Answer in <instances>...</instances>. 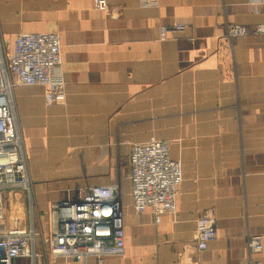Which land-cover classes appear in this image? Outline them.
<instances>
[{
  "label": "crops",
  "instance_id": "crops-1",
  "mask_svg": "<svg viewBox=\"0 0 264 264\" xmlns=\"http://www.w3.org/2000/svg\"><path fill=\"white\" fill-rule=\"evenodd\" d=\"M141 1L106 0L104 13L93 0H0L8 50L20 34L60 35L65 84L54 106L41 87L13 91L30 197L5 194V222L37 233L43 224L49 236L54 205L123 179L122 256L55 257L38 236L34 264H246L251 235L262 237L253 259L264 264V0ZM230 24L263 31L228 40ZM173 25L184 30L160 41ZM152 141L168 142L182 168L176 212L159 224L134 213L130 194V148ZM209 213L216 239L199 252L196 220Z\"/></svg>",
  "mask_w": 264,
  "mask_h": 264
},
{
  "label": "built area",
  "instance_id": "built-area-1",
  "mask_svg": "<svg viewBox=\"0 0 264 264\" xmlns=\"http://www.w3.org/2000/svg\"><path fill=\"white\" fill-rule=\"evenodd\" d=\"M142 7H155L156 0H142ZM100 12H108L106 0H93ZM184 30L183 25L161 26L160 41L173 38ZM261 26L230 24L226 27L228 40L262 33ZM62 65L60 35L55 32L20 34L10 50L0 41V264H13L26 259L34 264L37 257L35 239L39 236L32 224L15 230L4 219L3 196L24 190L30 197V180L17 123L13 91L17 86L41 87L47 106L64 102L65 84L55 71ZM131 203L136 215L150 211L155 223L160 214L176 212V196L182 182V168L172 160L166 141L133 144L129 155ZM216 239L213 213L196 220L193 241L196 250H207ZM44 245L51 255L84 262L89 257L99 262L105 257L122 256L125 252L124 210L120 189L116 184L92 186L75 198L54 205L50 212V235ZM263 250L259 235L247 238L248 261L261 264L253 257Z\"/></svg>",
  "mask_w": 264,
  "mask_h": 264
},
{
  "label": "rangeland",
  "instance_id": "rangeland-1",
  "mask_svg": "<svg viewBox=\"0 0 264 264\" xmlns=\"http://www.w3.org/2000/svg\"><path fill=\"white\" fill-rule=\"evenodd\" d=\"M124 168V167H123ZM128 168H129V166H128ZM127 169V168H126ZM125 169H123V171H124ZM117 186H118V188L120 189V197H121V200L123 199L122 197H123V189L121 190V187L123 188V179H121L120 180V182H117V183H115ZM121 185V186H120ZM6 202V201H5ZM7 204L9 205V199H7ZM6 211V212H5ZM9 212V210L8 209H6V206H5V210H4V215H5V213L7 214ZM33 221V220H32ZM33 223V222H32ZM38 234H39V239H40V241H41V243H43V246H44V240L48 237V236H46V234H45V230H44V225L43 224H41V227H40V229L38 230Z\"/></svg>",
  "mask_w": 264,
  "mask_h": 264
}]
</instances>
